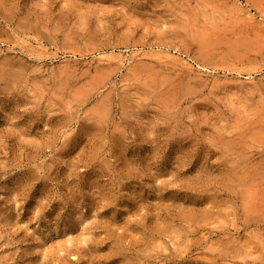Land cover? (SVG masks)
Returning <instances> with one entry per match:
<instances>
[{
  "label": "rangeland",
  "instance_id": "rangeland-1",
  "mask_svg": "<svg viewBox=\"0 0 264 264\" xmlns=\"http://www.w3.org/2000/svg\"><path fill=\"white\" fill-rule=\"evenodd\" d=\"M0 264H264V0H0Z\"/></svg>",
  "mask_w": 264,
  "mask_h": 264
}]
</instances>
